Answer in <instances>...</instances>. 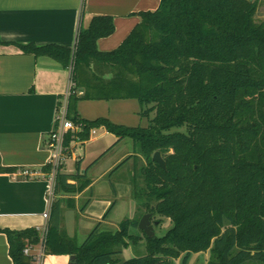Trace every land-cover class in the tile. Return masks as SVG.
<instances>
[{
    "label": "trees",
    "instance_id": "obj_1",
    "mask_svg": "<svg viewBox=\"0 0 264 264\" xmlns=\"http://www.w3.org/2000/svg\"><path fill=\"white\" fill-rule=\"evenodd\" d=\"M257 10L249 0H161L156 10L139 13L140 23L111 51L97 42L114 33L112 16H95L80 28L74 47L18 45L71 68L68 116L84 125L82 139L104 127L116 144L133 142V154L111 175L144 159L131 178L135 218L115 231L98 223L78 245L62 233L63 200L56 198L46 254L75 256L74 264H174L181 256L189 264L192 254L210 251V264H264V20L256 19ZM111 99H136L147 126L78 115L80 100ZM156 151L166 170L153 159ZM73 177L84 179L58 173L57 195L89 183L77 187L68 182ZM144 214L154 227L164 219L172 225L148 237L138 227ZM0 232L14 264H35L25 248L41 242L37 229ZM143 238V253L120 261L129 242L137 246Z\"/></svg>",
    "mask_w": 264,
    "mask_h": 264
},
{
    "label": "crops",
    "instance_id": "obj_2",
    "mask_svg": "<svg viewBox=\"0 0 264 264\" xmlns=\"http://www.w3.org/2000/svg\"><path fill=\"white\" fill-rule=\"evenodd\" d=\"M160 1L0 0V228H34L41 237L45 230L47 235L49 219L45 214H50L52 208L49 200L51 151L48 140L56 127L58 106L71 82V71L62 63L49 56L24 53L18 45L33 43L38 46L57 44L74 47L80 28H87L95 16H112L114 33L97 42L99 50L111 51L119 47L140 23L139 13L156 10ZM131 100H80L77 112L87 120L106 117L116 124L126 125L118 120L127 116L126 103ZM89 108L98 113L93 117L87 115ZM136 112L139 114L140 108ZM101 130V151L86 163V145ZM117 140L115 134L100 127L82 147L76 146V151L69 153L61 166L60 172L80 173L89 182L81 190L55 196V199L63 200L62 233L78 245L85 242L98 223L106 231L119 228L122 223H113L109 218L118 204L120 191L127 199L135 201L131 178L136 159L127 161L113 175L110 174L134 152L132 141L125 139L116 144ZM68 142L72 143L71 137ZM130 163L133 165L130 178H124L122 181L126 186L123 190L119 189L116 179L122 176ZM24 169L38 172V175L24 176L20 173ZM102 177L108 180L112 194L96 193V185ZM84 179L73 177L68 182L78 187ZM114 200L116 205L105 218ZM135 208L137 214L136 202ZM41 243L42 238L39 244L26 248H30V254L35 257ZM9 249L7 235L0 232V264H14ZM73 260L69 254L45 253L40 264H74ZM35 264L39 263L35 261Z\"/></svg>",
    "mask_w": 264,
    "mask_h": 264
},
{
    "label": "rangeland",
    "instance_id": "obj_3",
    "mask_svg": "<svg viewBox=\"0 0 264 264\" xmlns=\"http://www.w3.org/2000/svg\"><path fill=\"white\" fill-rule=\"evenodd\" d=\"M253 1L258 2V10L256 13V19L258 21L264 20V0H253ZM126 104H127L126 110H127L128 114L126 117L120 118L121 120H118V121L121 123H124L126 125H129V126H147L148 120L145 118H141L140 115L137 114V112H136L140 108L138 101L133 99L131 101H128V103H126ZM86 111H87L86 114L91 115L92 117H93V115L95 116L96 113H98L97 111H94V108L93 109L89 108V111L88 110H86ZM92 112L94 114H92ZM123 115H124V113H123ZM102 133H103L102 130L98 131L97 137L86 145V150H87L86 163H88L93 157H95L98 153H100V151H101L100 147H101V144L103 142L102 141L103 136H101ZM128 140H130V139H128ZM143 162H144V159L138 157V159L136 160L135 170L138 167H141ZM131 164L132 163H130L128 166H126L125 171L123 173H121L122 176L118 177L116 179V185L119 189L123 190V188L126 186L122 180L124 178H126V179L130 178V173L132 172L131 167H133V165H131ZM103 165H104V163H103ZM98 170H100V169H98ZM96 193L112 194L111 193V186H110L107 179L102 177L98 180V183L96 185ZM123 194L121 193V191L119 192V195L117 196L118 204L115 207V209L113 210V212L111 213V216L109 218L113 223H117V224L123 223L127 219H133L136 217L135 201H133L132 199H127ZM113 198H114V195H113ZM137 217H138V215H137ZM171 225L172 224H171L169 219H164V221L161 225L155 226L156 234H162L168 228H170ZM145 241H146L145 238H143L138 243L137 246H135L134 244L129 242V246L123 250V253L121 255L118 256L120 261L127 260L133 256L141 255L144 251ZM212 260H213V257H212V254L210 253V251L203 252V253H196V254H192V256L189 260V264H210V262ZM174 264H182V256L175 259Z\"/></svg>",
    "mask_w": 264,
    "mask_h": 264
},
{
    "label": "built area",
    "instance_id": "obj_4",
    "mask_svg": "<svg viewBox=\"0 0 264 264\" xmlns=\"http://www.w3.org/2000/svg\"><path fill=\"white\" fill-rule=\"evenodd\" d=\"M71 71V68H70ZM74 82L71 78L70 88L66 93L63 100L60 102L57 110L56 116V127L54 131L50 134L48 145L51 151V156L49 160V165L51 167L48 176L51 180V188L49 192L50 203L53 204L56 196V183L57 176L60 172L61 166L65 162L69 153L76 151V149L86 142V140L81 138V134L84 132V125L81 122H74L68 116V106H69V97L72 93L74 87ZM98 128H91L89 132V138L96 134ZM71 137L72 143L68 142V138ZM69 143V144H68ZM78 146V147H76ZM76 148V149H75ZM24 176H35L38 175V172L30 171L24 169L20 172ZM47 219H50L49 212L45 214ZM46 230L44 236L42 237V243L39 249L38 254L34 257V260L39 264L42 261L43 256L45 255V239H46ZM30 248L25 249V254H30Z\"/></svg>",
    "mask_w": 264,
    "mask_h": 264
},
{
    "label": "water",
    "instance_id": "obj_5",
    "mask_svg": "<svg viewBox=\"0 0 264 264\" xmlns=\"http://www.w3.org/2000/svg\"><path fill=\"white\" fill-rule=\"evenodd\" d=\"M249 1H253V0H249ZM153 159L162 167L166 170V161L164 160L161 152L156 151L153 154ZM157 224V222H156ZM139 229L144 231V233L148 236V237H153L155 235V227L154 224H152L151 222V215L150 214H144L142 216V218L140 219L139 225H138ZM72 259H75V256H72Z\"/></svg>",
    "mask_w": 264,
    "mask_h": 264
}]
</instances>
